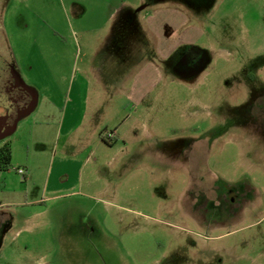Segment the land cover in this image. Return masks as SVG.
Here are the masks:
<instances>
[{
  "label": "rangeland",
  "instance_id": "1",
  "mask_svg": "<svg viewBox=\"0 0 264 264\" xmlns=\"http://www.w3.org/2000/svg\"><path fill=\"white\" fill-rule=\"evenodd\" d=\"M127 1L92 23L104 28L83 48L59 0H0V54L39 97L36 111L82 76L117 109L99 132L110 145L77 158L81 172L56 164L52 194L47 166L83 145L71 155L57 120L36 111L0 140L12 150L4 183L43 199L32 219L1 212L13 219L0 228V264H264V0ZM186 46L201 72L185 65ZM150 60L159 74L144 69ZM128 93L136 101L122 110ZM115 127L125 141L115 144ZM29 160L26 181L15 171Z\"/></svg>",
  "mask_w": 264,
  "mask_h": 264
},
{
  "label": "crops",
  "instance_id": "2",
  "mask_svg": "<svg viewBox=\"0 0 264 264\" xmlns=\"http://www.w3.org/2000/svg\"><path fill=\"white\" fill-rule=\"evenodd\" d=\"M62 5V9L65 17L69 21L70 28L72 29L73 34L76 33L80 38V44H83V48L86 45H89L91 38L96 36V33L102 30L104 27H101L100 23L93 24L94 22H101L112 20L114 14L120 10L124 9L128 5L127 0H59ZM92 7H96L95 12H90ZM101 10H100V9ZM97 10H100L98 13ZM106 11V15L104 14ZM107 19V20H106ZM107 21V22H108ZM165 44H169V41L166 40ZM171 43V42H170ZM113 45V44H112ZM162 46V45H160ZM117 49V47L115 48ZM117 52H120V48L117 49ZM131 53V48H128L126 54ZM161 57L163 60L169 59L171 57L172 52L165 50L164 48H160ZM129 58H124L122 61L127 62ZM144 65L146 70L149 68L152 69L155 73L161 72V67L156 63L147 62ZM129 64H124V67L128 68ZM96 70V69H95ZM93 83V81H91ZM85 77L74 78L70 81L68 89L65 93L59 92H50L44 95L43 102H48L51 108L43 111H36L37 106L39 104V97L36 96L35 105L33 108L24 113L29 114L31 112L36 111L41 114L42 117L46 119L57 120L56 121V133L58 137H65L66 144H68V148L72 150L71 155L75 154V149L77 144H82L85 151H81L74 159L65 160V159H54L50 165L47 166L46 178L43 184V194H52L57 192L58 190L54 187V184L51 183L52 176L55 171V165H62L64 163L73 162L74 165L81 164L80 172L83 169V159L78 160L77 158H81L82 156H87L86 161H91V155L94 152H90L89 150L98 148L105 144L102 140L99 132L101 130V126L103 128V120L102 117L104 115H112L115 112L116 105H114L113 94L109 95H98L91 93V83ZM128 90V88L126 89ZM145 95L143 96V98ZM142 99V97L140 98ZM136 101L135 96L129 94L126 96L124 104L121 105L122 110L127 109L131 103ZM127 106V108H126ZM40 116V115H39ZM108 122H106L107 126ZM45 125H50V121H47ZM14 131V130H13ZM38 141L41 143L45 140V136L48 133L45 130H41L38 132ZM45 137V138H44ZM115 139V144L122 139L119 135L117 127H115V134L111 136ZM125 141V138H123ZM122 139V140H123ZM85 154V155H84ZM97 161V159H96ZM24 169L26 174L23 177L24 180L28 181V179L32 176V168L33 161L29 160L27 162V166ZM22 169V168H18ZM17 169V170H18ZM17 170L15 171L16 173ZM1 171V169H0ZM14 171V170H12ZM3 173V171H1ZM21 176V175H20ZM3 174H0V189H2L1 193L3 196L0 197V228L3 227L8 221H12L11 215L1 214V212L6 211L7 209H12L16 218L22 216L24 213L29 216V218H33L36 215V211L29 207H34L36 204H39L41 200L34 201H24L22 193L23 191L19 187H9L8 184L4 183ZM31 180V179H30ZM28 193V192H26Z\"/></svg>",
  "mask_w": 264,
  "mask_h": 264
},
{
  "label": "flooded vegetation",
  "instance_id": "3",
  "mask_svg": "<svg viewBox=\"0 0 264 264\" xmlns=\"http://www.w3.org/2000/svg\"><path fill=\"white\" fill-rule=\"evenodd\" d=\"M187 47V46H186ZM188 47L183 50L180 56L184 57V62L189 71L201 72L204 64H200L202 59L199 57V53L191 50L189 58H185L188 53ZM197 53V55L195 54ZM195 54V55H194ZM192 55V56H191ZM199 57V58H198ZM0 64H3V72L5 78H0L4 82L2 89V94L0 95V117H5V123L3 125V133L11 132L16 127V122L19 118L26 112L30 111L35 105L36 96L33 91H31L24 83H22L19 78L14 74V71L8 64H11L0 54ZM175 66H179L178 62L173 63ZM176 67V68H177ZM8 69H10L8 71ZM5 80V81H4ZM264 122V111L258 116Z\"/></svg>",
  "mask_w": 264,
  "mask_h": 264
},
{
  "label": "trees",
  "instance_id": "4",
  "mask_svg": "<svg viewBox=\"0 0 264 264\" xmlns=\"http://www.w3.org/2000/svg\"><path fill=\"white\" fill-rule=\"evenodd\" d=\"M107 144L110 145V142L104 140ZM12 150L10 145L7 143L0 149V169L3 172L9 171L12 168Z\"/></svg>",
  "mask_w": 264,
  "mask_h": 264
},
{
  "label": "water",
  "instance_id": "5",
  "mask_svg": "<svg viewBox=\"0 0 264 264\" xmlns=\"http://www.w3.org/2000/svg\"><path fill=\"white\" fill-rule=\"evenodd\" d=\"M6 118L5 117H0V140L4 139L7 135L11 134V132H4L3 133V125L5 123ZM17 123V122H16Z\"/></svg>",
  "mask_w": 264,
  "mask_h": 264
},
{
  "label": "built area",
  "instance_id": "6",
  "mask_svg": "<svg viewBox=\"0 0 264 264\" xmlns=\"http://www.w3.org/2000/svg\"><path fill=\"white\" fill-rule=\"evenodd\" d=\"M17 172L21 176H24L26 174V171L24 169H18Z\"/></svg>",
  "mask_w": 264,
  "mask_h": 264
}]
</instances>
